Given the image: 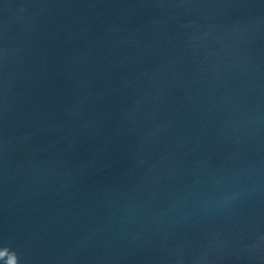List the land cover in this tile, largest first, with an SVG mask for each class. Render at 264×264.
I'll use <instances>...</instances> for the list:
<instances>
[{
	"label": "water",
	"instance_id": "water-1",
	"mask_svg": "<svg viewBox=\"0 0 264 264\" xmlns=\"http://www.w3.org/2000/svg\"><path fill=\"white\" fill-rule=\"evenodd\" d=\"M0 264H264V0H0Z\"/></svg>",
	"mask_w": 264,
	"mask_h": 264
}]
</instances>
